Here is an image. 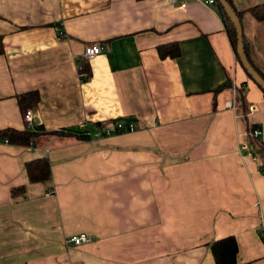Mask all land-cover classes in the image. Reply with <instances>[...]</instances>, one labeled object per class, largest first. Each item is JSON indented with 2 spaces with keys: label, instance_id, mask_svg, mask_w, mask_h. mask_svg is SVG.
Wrapping results in <instances>:
<instances>
[{
  "label": "crops",
  "instance_id": "obj_1",
  "mask_svg": "<svg viewBox=\"0 0 264 264\" xmlns=\"http://www.w3.org/2000/svg\"><path fill=\"white\" fill-rule=\"evenodd\" d=\"M185 1L0 0V130L27 128L17 96L40 94L33 141L0 140V264H217L211 244L227 236L238 263L264 264V157L241 148L250 126L264 143V91L218 5ZM232 1L264 71V19L248 10L264 0ZM93 42L106 48L83 79ZM171 42L179 55L160 56ZM116 119L136 127L80 133ZM37 157L50 161L47 180L28 176ZM81 232L90 240L66 242Z\"/></svg>",
  "mask_w": 264,
  "mask_h": 264
},
{
  "label": "trees",
  "instance_id": "obj_2",
  "mask_svg": "<svg viewBox=\"0 0 264 264\" xmlns=\"http://www.w3.org/2000/svg\"><path fill=\"white\" fill-rule=\"evenodd\" d=\"M228 1L233 6V8L235 9V11L237 12V14L239 15L241 19L242 10H239L235 6L232 0H228ZM215 4L218 5V9L224 19L225 27L230 37V40L234 48L236 49L237 36H236V30H235L234 24L218 0H216ZM248 10H250L251 13L256 18L264 19V2L254 4L251 7H249ZM244 47H245V51L248 56V59L264 78V71L261 70L255 63H253V61L249 57L245 40H244ZM2 50L3 48H2V43L0 39V53L2 52ZM158 52L160 56L162 57H166V56L176 57L180 53V45L178 42L161 44L158 46ZM86 63L87 62H85L83 69L88 71V73L90 74V70ZM244 85L246 84L243 83L242 87L237 88L236 94H235L236 110L241 115H246L248 113ZM17 97H18L20 108L22 112L24 113V115L28 108L36 105L40 100V94L37 89L27 90L25 92L18 94ZM100 123L101 122H96V124H100ZM38 128H39L38 123L34 125V128H28V127L24 129H16V128H10V127L3 128L0 130V138L7 137L8 140L12 143L28 144L31 141H33L34 137L37 134ZM64 131L69 132L71 130H67V129L66 130H56L55 133L64 132ZM82 134L83 133H81V135ZM258 144H260V139H258ZM257 148L264 157V143L260 144V146L258 145ZM26 169H27V173L31 181L47 180L51 176V165L47 157H37V158H34L33 160L28 161L26 164ZM211 249H212V252L214 254L217 264H249V263H238L236 261L237 243L233 236H227L224 238L214 240L211 244Z\"/></svg>",
  "mask_w": 264,
  "mask_h": 264
},
{
  "label": "built area",
  "instance_id": "obj_3",
  "mask_svg": "<svg viewBox=\"0 0 264 264\" xmlns=\"http://www.w3.org/2000/svg\"><path fill=\"white\" fill-rule=\"evenodd\" d=\"M172 2H177L179 0H171ZM207 4H215L216 0H203ZM182 3L185 4V0H181ZM106 46L102 43L99 42H93V43H88L85 45L84 50L82 52V55L80 57V61L78 62V67L80 70V76L83 79H87L90 74L88 71L83 69V66L85 62L91 61L93 58H95L98 54L102 53L105 50ZM236 94V88H234V95ZM230 106H232L234 109L236 108V103L230 102ZM255 106L251 105L250 106V111L251 112ZM241 115L238 113V116ZM25 120H26V126L28 128H33L35 125V118H34V112L32 109L26 110L25 113ZM136 127V124L132 120L125 121L123 119H116L113 121L109 122H104L100 124H95L93 127H91L88 123H82L79 126V130L81 133H83L87 138H101L104 136L111 135L116 132H123V131H131L134 130ZM262 135V129L259 128L258 126H250L246 129L245 131V136H248L251 138V141L243 140L241 143V148L246 151L247 154L252 156L253 158H259L260 157V152L258 150V139ZM4 140L8 142V138H0V140ZM263 225V231H264V220L262 221ZM90 240V236L85 233H77L69 236L66 238V242L68 243H73L76 245H79L81 243L87 242Z\"/></svg>",
  "mask_w": 264,
  "mask_h": 264
},
{
  "label": "water",
  "instance_id": "obj_4",
  "mask_svg": "<svg viewBox=\"0 0 264 264\" xmlns=\"http://www.w3.org/2000/svg\"><path fill=\"white\" fill-rule=\"evenodd\" d=\"M219 3L223 6L227 15L231 18V21L234 24L237 36L236 43V53L238 55L239 61L246 70L247 74L263 89L264 91V78L257 71V69L252 65L245 51L244 47V34H243V26L241 19L233 6L230 4L228 0H218Z\"/></svg>",
  "mask_w": 264,
  "mask_h": 264
}]
</instances>
